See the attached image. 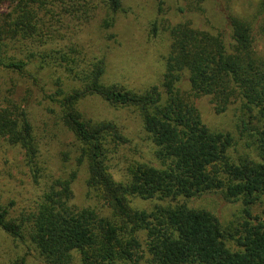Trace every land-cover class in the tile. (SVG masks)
I'll use <instances>...</instances> for the list:
<instances>
[{
	"label": "trees",
	"instance_id": "trees-1",
	"mask_svg": "<svg viewBox=\"0 0 264 264\" xmlns=\"http://www.w3.org/2000/svg\"><path fill=\"white\" fill-rule=\"evenodd\" d=\"M204 2L192 0L191 11L203 14ZM122 3L0 0V9L8 8L0 11V72L29 76L36 86L38 78L27 69L32 60H39L41 71L53 60L76 83L65 92L57 77L53 110L45 111L74 139L76 167H85L84 188L93 199L87 207L72 204L77 169L67 177L50 176L29 213L12 216L13 203L0 204V231L30 244L44 264H72L75 257L80 264H264V217L252 214L264 196V49L257 50L256 37H264V0L257 6V31L230 13L223 17L222 31L208 22L201 29L190 23L165 25L170 44L162 80L142 94L104 86L103 57L88 58L76 37L97 12L104 17L100 29L113 27ZM152 30H158L156 24ZM181 81L188 92L177 89ZM9 91L0 100V141L23 155L38 185L45 172L38 164L40 133L29 105ZM92 96L139 112L159 168L134 163L122 179L113 177L111 157L127 139L113 122L83 117L78 104ZM202 97L216 114L237 106V135L246 148L253 146L257 160L236 162L228 155L232 138L203 123L195 103ZM212 193L228 203L241 202L236 226L188 207L189 200ZM134 200L154 204L139 209Z\"/></svg>",
	"mask_w": 264,
	"mask_h": 264
},
{
	"label": "rangeland",
	"instance_id": "rangeland-1",
	"mask_svg": "<svg viewBox=\"0 0 264 264\" xmlns=\"http://www.w3.org/2000/svg\"><path fill=\"white\" fill-rule=\"evenodd\" d=\"M159 1L162 4L160 13ZM259 2L260 0H206L201 6L204 9L201 14L191 11L192 0H123L122 12L115 15L113 27L108 30L100 29L104 17L102 13L97 12L89 25L79 28L81 31L76 33V37L80 45H84L88 58L103 57L105 73L101 83L104 86L116 85L127 91L142 94L151 87L160 86L170 44L167 33L163 31L165 25L190 23L193 27L201 29L203 26L206 28L208 22L222 31L225 29L223 17L230 13L251 22L252 28L257 31L259 21H256V12ZM1 8V12L8 9L6 6ZM154 24L158 27L156 32L152 30ZM256 37L257 50L260 52L264 49V37ZM90 59L85 62L92 61ZM50 62L51 65L43 71L38 69L39 60H32V65L27 68L29 74L38 78L36 86L29 80V76H8L0 72V100L8 96L7 93L12 89L11 98L17 101L25 100L30 107L34 128L40 133L38 164L45 170L43 178L35 185L31 168L23 155L17 150L7 148L0 141V204L7 206L13 203L12 216L24 215L34 209L50 176L67 177L76 169L78 174L72 184V204L78 208L92 205L93 199L88 198L84 188L86 169L84 166L76 167L75 141L67 131L57 125L55 116L45 111L47 108L53 110L50 97L56 91L54 81L57 77L60 78L61 87L65 92L68 87L76 86V83L70 82L65 70L56 65L58 62ZM176 87L181 92L189 91L185 81H181ZM195 103L203 123L210 131L231 136L232 146L228 155L234 161L257 160V152L253 146L246 148V142L237 135L239 110L236 105H232L222 114H216L208 98H199ZM78 110L86 119L113 122L126 137L127 142L119 147L110 160L111 173L116 180L122 179L128 166L134 163L159 168L154 156L155 147L143 129L137 110L112 107L96 96L80 101ZM244 139H247L249 144L253 142L250 137L246 136ZM261 197V203L252 208L254 216L264 217V196ZM153 204L133 201V206L139 209H150ZM187 205L189 208L211 213L224 226L234 227L242 217L241 202L228 203L219 193L191 199ZM0 264L44 263L30 244L13 241L0 231ZM72 264H80L78 258L75 257Z\"/></svg>",
	"mask_w": 264,
	"mask_h": 264
}]
</instances>
